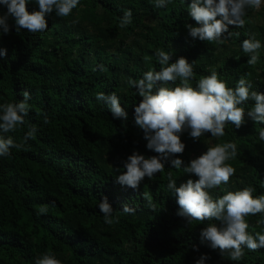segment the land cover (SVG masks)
<instances>
[{
    "label": "trees",
    "instance_id": "obj_1",
    "mask_svg": "<svg viewBox=\"0 0 264 264\" xmlns=\"http://www.w3.org/2000/svg\"><path fill=\"white\" fill-rule=\"evenodd\" d=\"M192 0H170L155 7V0H79L66 16L55 11L46 16L48 28L32 33L17 31L10 17L9 33L0 34V104L18 103L30 93L28 115L15 131L0 132L22 148L0 156V264H35L51 253L61 264H264V248L249 250L231 260L208 242L201 243L200 231L219 221L193 220L178 215L174 193L168 189V173L175 186L194 174L183 167L205 153L208 147L234 142L236 156L225 163L235 169L227 184L207 189L216 199L228 191L252 188L254 197L264 195V141L259 124L245 109L237 128L226 122L222 137L205 133L198 139L189 130L179 133L185 145L173 158L184 161L180 169L165 163L162 172L145 177L133 190L116 177L133 152L145 158L159 154L149 150L143 130L135 124L134 108L142 97L129 86L149 70L159 71L158 50L171 54L170 63L185 58L193 68L190 85L213 71L229 88L240 78L248 80L250 91L264 94V4L248 7L243 27L228 26L221 41H201L188 34L186 25H199L189 15ZM29 12L38 10L29 0ZM131 10L132 21L120 27V18ZM7 8L0 5V15ZM220 19V17H217ZM254 38L261 42L255 65L241 43ZM180 80L163 84L179 86ZM115 93L127 119L113 118L97 93ZM47 120V122H45ZM31 126L37 131L23 141ZM107 197L113 208L111 225L104 222L97 205ZM126 204L131 211L124 212ZM46 209V211H41ZM264 213L249 215V234L264 233Z\"/></svg>",
    "mask_w": 264,
    "mask_h": 264
},
{
    "label": "clouds",
    "instance_id": "obj_2",
    "mask_svg": "<svg viewBox=\"0 0 264 264\" xmlns=\"http://www.w3.org/2000/svg\"><path fill=\"white\" fill-rule=\"evenodd\" d=\"M29 0H0V5L7 8V12L0 15V34H8L11 17L17 31L26 29L29 32H44L48 28L46 16L55 11L58 16H68L79 4V0H36L38 10L29 12ZM170 0H155V7H166ZM262 0H192L189 5V15L198 27L186 25L188 34L201 41H221L223 34L228 32V26L243 27L245 9L259 8ZM220 17V19H217ZM132 21L131 10H126L120 18V27H125ZM242 51L251 54L247 61L255 65L258 61V50L261 42L254 38L245 39L241 43ZM6 55L5 49H0V56ZM161 68L159 71L149 70L139 80L129 79L128 84L137 89L142 100L134 108L135 124L143 130L146 147L158 153V156L145 158L133 152L124 162V169L116 177V181L133 190L137 189L145 178H152L154 174L164 170L165 163L172 168L180 169L184 161L173 158L174 154H182L185 145L181 142L179 133L189 130V135L195 140L205 133L212 137L225 135L226 122L233 123L237 128L242 124L245 109L240 107L251 100L254 102L247 115L259 124H264V94L250 91L251 83L240 78L235 88H229L225 82L218 79L213 71L201 78L196 88L190 85L193 68L185 58L180 57L170 63L171 54L163 50L156 52ZM179 78L180 84L174 88L164 87L163 84L175 82ZM24 99L18 103L0 104V132L15 131L17 125L24 124V117L28 115L30 93L24 92ZM96 99L104 102L110 109L113 118L127 119V112L121 107L120 99L115 93H97ZM47 122V120H45ZM37 129L31 126L25 133L23 141L34 137ZM259 138L264 141V128L259 130ZM11 137L0 136V156L11 155L12 148H22ZM237 145L234 142L216 144L208 147L199 157L192 159L183 167L184 173L194 174L198 179H189L179 187L175 186L171 172L168 173V189L175 197L180 211L178 215L184 217L188 223L193 220H215L220 222L209 224L200 231L201 243L208 242L212 249H219L221 255L228 252L231 260L239 261L244 255L242 246L249 250L264 248V233L255 235L247 231L249 225L245 217L264 213V195L254 197L252 188L238 191H228L226 194L213 199L207 189L227 184L234 175L235 169L225 162L236 156ZM103 214L104 222L113 223V208L103 197L98 205ZM124 212L131 209L122 205ZM46 211V209H41ZM258 223L264 224V220ZM208 257L202 255L195 264H204ZM35 264H61L51 253L38 257Z\"/></svg>",
    "mask_w": 264,
    "mask_h": 264
},
{
    "label": "rangeland",
    "instance_id": "obj_3",
    "mask_svg": "<svg viewBox=\"0 0 264 264\" xmlns=\"http://www.w3.org/2000/svg\"><path fill=\"white\" fill-rule=\"evenodd\" d=\"M264 4V0H262V3H261V5L260 6H262Z\"/></svg>",
    "mask_w": 264,
    "mask_h": 264
}]
</instances>
